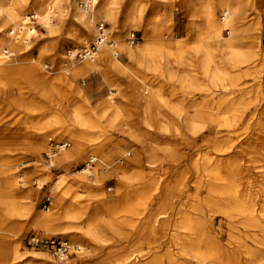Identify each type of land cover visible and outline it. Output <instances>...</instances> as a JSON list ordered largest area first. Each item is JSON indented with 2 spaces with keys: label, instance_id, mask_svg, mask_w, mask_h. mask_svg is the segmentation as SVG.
Segmentation results:
<instances>
[{
  "label": "rangeland",
  "instance_id": "obj_1",
  "mask_svg": "<svg viewBox=\"0 0 264 264\" xmlns=\"http://www.w3.org/2000/svg\"><path fill=\"white\" fill-rule=\"evenodd\" d=\"M107 1L108 14L97 17L95 24L106 21L110 38L119 34L132 48L142 47L143 24H147L153 42L167 46L168 50L150 57V69L120 52L117 57L129 72L102 68L77 76L66 73V50L94 39L73 20L70 0H50L49 15L30 19L36 30L22 48L0 46V52L8 47L12 53L0 64L4 71L0 76V187L7 171L16 188L26 192L43 215L54 207L56 192L64 194V202L73 203L56 216L55 230L26 224L17 237L7 230L10 222H23L24 217L14 214L12 196L0 194V211L8 212L0 240L18 239L21 258L47 264L77 261L82 254L88 257L82 264H130V260L138 264H264V143L260 149L257 146L258 122L264 117V56L255 67L240 64L231 60L233 47H220L213 35H202L207 28L205 17L198 13L202 0ZM97 2L96 7L102 1ZM131 2L136 4L140 20L125 24L117 33L113 16L124 21ZM240 7L248 17L222 30V35L230 31L235 35V47L255 51V37L263 36L264 2L242 0ZM25 14L34 15L35 9L30 7ZM1 17L2 13L0 38L9 37V27H2ZM133 32L141 37L134 45L129 43ZM196 44L211 53L213 69L222 73L220 83L225 82L224 77L237 82L231 90L214 85L202 74L194 54ZM175 52H182L190 66H180L172 55ZM158 63L160 67L153 69ZM181 72L187 75L186 85L178 80ZM57 74L82 87L87 99L63 81H54ZM40 76H48L42 89L49 99L35 87ZM253 80L261 84L262 93L252 88L239 92ZM110 88L115 93L107 106L104 101ZM78 111L85 118L76 123ZM236 112L244 115L235 127H216L208 118L205 128L188 121L206 114L219 120ZM56 121L62 127L53 132ZM73 133L83 139L84 155L73 151ZM50 137L69 142L66 150L55 154L52 167L45 155ZM225 151H231L232 160L217 161L216 156ZM92 153L98 160L90 163L79 185L76 178ZM155 153L162 159L154 160ZM214 169L222 172L216 175L223 177L220 182L211 174ZM122 194L125 197L118 203L97 210L101 201L115 203ZM182 227H189L197 245L214 255L199 259L184 254L178 244L187 233ZM82 228L92 229V233L84 236ZM32 230L44 236H64L81 249L56 258L46 250L26 247L23 239Z\"/></svg>",
  "mask_w": 264,
  "mask_h": 264
},
{
  "label": "bare ground",
  "instance_id": "obj_2",
  "mask_svg": "<svg viewBox=\"0 0 264 264\" xmlns=\"http://www.w3.org/2000/svg\"><path fill=\"white\" fill-rule=\"evenodd\" d=\"M40 1L43 3H41ZM97 1L99 0H94L95 5L91 10H85L83 7H82L83 9L81 8L80 3L77 2V0H70L72 4L71 7L74 13L73 20L76 21L75 23H78V25L82 26L89 35L94 36L93 38H95V35L97 34V29H95V26H94L95 21H96L95 19H97V17H99L100 19V17H104L105 15L108 14V9H107L108 1L101 0L102 1L101 4L100 5L98 4L96 7V4L98 3ZM202 1H203V5L201 6V8L198 9V13L202 17H205L207 28L201 34L204 35V34L209 33V35H213L214 40L220 47H223V45L233 47L231 60L235 62H240V64L241 62L246 63L247 65L249 63L251 66L255 67V62L258 59L257 52L253 50L244 51L242 49L235 47V39H234L235 35H233L230 31L228 32L227 36L222 35V30L229 29V27L232 28L234 25V18L232 15L233 0H216V2L211 1V0H202ZM51 4L52 2H50V0H47V1L46 0H8V2H5L4 0L2 1L0 0V13H2L1 20L3 22L2 27H5V28L7 26L9 27L8 29L9 37L3 36V38H0V46L4 44L8 46L22 48V46H25V44H28V42L30 41V34L36 30V27L32 26L30 22H28L30 21L29 19L30 14L28 15L25 14V10L32 7L33 9H35L34 16L46 17L50 13L49 9H50ZM103 5L105 7H103ZM219 9H221L220 15H218L217 13ZM137 11L138 9L136 7V4L131 2L130 5L124 11V19H125L124 21L121 22L119 21L117 16L115 15L113 16V19H115L114 27H116V29L118 30L117 33H119V31L120 32L123 31L122 29L124 28L125 24L135 23V21L140 20L139 13H137ZM49 21H50L49 25H51L53 22L51 21V17L49 18ZM100 21H103V20H100ZM143 27L145 31V34H144L145 44L142 47L132 48L131 46H129L128 43L125 42V39L122 35L116 34V37L113 38L114 40L113 45L102 46L99 49V51L95 54L94 58L77 60V61L75 60L72 61L68 59L65 61V64H67V67L63 68V70L69 74H71L72 72V74L75 76H77V74L86 73V72L95 73L99 69H102V68L108 69L111 71H117L120 73L124 71L129 72V68H127V66L119 59V57H117L120 54V52L125 53V55L131 60V62L133 61L137 63L139 66L150 69L151 66L149 67L148 65L150 57L157 56L156 54L159 53L161 49L168 50V48L165 44L153 42L154 39H152V36H151L152 33L150 32V27H147V24L145 25L143 24ZM3 51L4 53L0 52V64L3 63L4 56H8L12 54L9 52L8 47L4 48ZM194 54L196 55L195 58L200 61L201 68H199V70L202 72L204 76L206 75L208 79L214 85H220L223 89L224 87H226V90H231L230 89L231 86L237 83V82H234L233 78H230V77H226V79L224 77L225 82L220 83L222 82L221 80L223 78L222 73L219 72L218 70L213 69L212 67L213 58H212L211 53L204 50V48L200 44L195 45ZM172 55L176 56V61L178 62L180 66H185L187 64H189L190 66L191 63L185 59L182 52H175ZM97 57L98 59H96ZM159 67L160 65L158 63V65L156 64L152 68L158 69ZM3 72L2 70H0V76H1V73ZM227 76H229V74H227ZM40 77H42L41 78L42 80H40L41 82L36 83L35 87L39 89L40 94L45 95L47 99H49V95L46 92H44V90L42 89L43 85L46 82H49L48 76H40ZM29 79L32 81V78H29ZM52 79L54 81H59V80L63 81L65 85L68 86V88L73 89L74 93L87 99V93L82 87H80L79 85L77 86L75 84H71L67 82L65 77L61 76L60 74L55 75V77H53ZM178 80L181 84L186 85L187 80H188L186 73L185 72L179 73ZM251 88L255 89V91L258 94L262 93L261 84L258 82V80L249 81V83H247L245 86H242V88H240L241 90L239 89L240 90L239 92H243V93L249 92ZM2 90H3V87L2 88L0 87V92ZM114 93L115 91L113 92V90L110 88L109 95L107 97L108 99L105 100L104 103L106 102L109 105L110 104L109 101L113 99ZM236 93L237 91H232V92L229 91V94H236ZM137 96L139 98L141 97L139 94H137ZM232 107L233 106H231V108ZM214 108L217 111L218 109H220L219 107H214ZM182 113L186 115V112L182 111ZM243 115H244V112L229 113L225 115V117L222 119L214 120L212 119L213 115L210 116L206 114V116L200 115L198 118L194 117L190 120L188 119V121H191L190 124L205 128L206 126L205 119L208 118L210 119L208 120L209 123L210 122L213 123L216 127H220V128L225 127V126L235 127L236 125L241 123V121L243 120L242 119ZM50 117H51L50 115H47L46 118L49 119ZM84 118L85 117L82 115V113L78 111L75 115L74 121L78 123V121H82L84 120ZM58 124L60 123L58 122L56 123L57 128L54 129L53 132H58L60 128L62 127L61 124L60 125ZM258 125H259V128H258L259 136L257 140V146L260 149L262 146V143H264V117L261 118V120H259ZM71 138L74 139L75 141L73 151L80 152L81 154L84 155L87 151H86V148H84L85 146L83 143V139L75 133L72 134ZM63 150H66V149H63ZM166 152H167V149L163 148V154H165ZM67 153H69V151L64 152L63 154H67ZM55 154H53L51 157V163H48L49 166L51 167L54 166V163H55L54 161ZM152 156L154 160L162 159V155L157 154V153L153 154ZM232 156L233 155L231 154V151H225V152H222L221 155H217L216 160L221 161V162L222 161L225 162L226 160L230 161L233 158ZM250 158L252 162V159H254V157L250 156ZM60 159L61 157H58L59 161ZM97 160L98 158L96 154L92 153L89 155V160L85 161L86 167L80 170L79 176L77 175L78 177L76 178V180L78 181L79 185L83 183V181L85 180L86 178L85 173L87 171V168L91 167L90 163L95 162ZM1 161H3V159H1ZM254 162L256 161H253V163ZM3 173L5 174V177H4V183L0 187V194H5V195H9L13 197L15 201V207L13 208L14 214L24 217V220H25L23 221L24 223L19 222V221L10 222L9 228L7 230V234L9 235H13V236L15 235L19 237L20 233L23 231L26 224L45 227L49 230H55L56 227L53 226V222L55 221L56 216L60 212H62L64 208L69 209L73 206V203L71 200H67L66 202H64L63 193L56 192L54 207L52 209L50 207L47 210V212L44 213L43 215L42 213L37 211L34 204L31 203V199H29V195L26 192L25 193L21 192L16 188L14 180L11 178L9 173L7 171ZM261 173H263V176H264V166H263ZM211 174L215 175L216 177L215 181L220 182V180H223V177L221 178L219 175L216 176L217 174H220V175L222 174L220 169H214V171H212ZM124 197H125L124 194H122L120 198L117 197L115 203L111 202L110 200L105 199L101 201L102 203H99V205H97L96 208L97 210H99V208L103 209L105 206L116 204L121 198H124ZM97 210L93 211L94 216H97L96 215ZM1 211L2 213L0 214V233L2 232L5 226V218L8 215V212L4 213L3 209ZM182 228H183V231L187 233H185L186 235H183L184 238L180 237L178 244L181 248V251H184V254L186 252V254L188 253L191 256L192 255L196 256L199 259L201 256L204 257L205 259H210V257L214 255L212 251L210 252V250L209 251L204 250V248H202L200 245H197L198 243V241L196 240L197 237L195 235L194 236L192 235L191 229L189 227H185V228L182 227ZM82 233L84 236H89V234L92 233V229L82 228ZM200 239H201V236H200ZM0 243H1L0 244V264H47L46 262L39 261V260H29V259L26 260V259L21 258L19 250H18V245L20 243L18 239L8 240V242L4 240L3 241L0 240ZM80 249H81V246H80ZM84 255L85 254H82L81 256H79L80 259H78L77 261L70 262L68 260L61 264L85 263L87 262L88 257H85ZM127 259H129V257L126 258L125 260ZM130 262H131L130 264H138V262L136 263L131 260ZM212 264L214 263L212 262Z\"/></svg>",
  "mask_w": 264,
  "mask_h": 264
},
{
  "label": "built area",
  "instance_id": "obj_3",
  "mask_svg": "<svg viewBox=\"0 0 264 264\" xmlns=\"http://www.w3.org/2000/svg\"><path fill=\"white\" fill-rule=\"evenodd\" d=\"M81 5L85 10H91L95 2L94 0H81ZM34 15H31L29 19L34 18ZM33 26V25H32ZM35 27V26H34ZM97 34L92 40L84 41L83 44L77 47H71L66 50V56L70 60H83L94 58L95 54L99 49L104 45H113L114 40L110 38L109 27L106 21H98L96 23ZM32 32V31H31ZM32 34V33H31ZM140 38L134 32L131 33L129 42L130 44H137L140 42ZM69 142L67 141H57L56 139L50 137L48 142V151L45 155L48 158L49 163H51V157L55 153L61 152L63 149H67ZM49 198L44 202L45 207H48L47 202ZM26 247L33 249H40L48 251L53 257L63 258L69 254L75 253L80 250V246L71 243L64 236L55 235L47 236L42 235L40 232L32 230L26 234L23 239Z\"/></svg>",
  "mask_w": 264,
  "mask_h": 264
},
{
  "label": "crops",
  "instance_id": "obj_4",
  "mask_svg": "<svg viewBox=\"0 0 264 264\" xmlns=\"http://www.w3.org/2000/svg\"><path fill=\"white\" fill-rule=\"evenodd\" d=\"M264 2V0H261ZM242 0H233V13L232 15L234 16V24L236 23H240V21H243L244 19H246L247 16V11L242 9L240 7ZM262 19L264 20V17H262ZM108 24V23H107ZM261 34L263 35L262 38L259 37H255L254 40V44H255V52L258 53V58L260 56H264V28L263 31L261 32ZM264 83V80H263ZM105 105L108 106V103H106Z\"/></svg>",
  "mask_w": 264,
  "mask_h": 264
}]
</instances>
